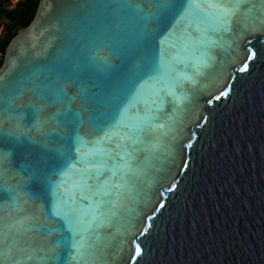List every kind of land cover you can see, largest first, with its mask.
I'll return each mask as SVG.
<instances>
[{
  "label": "water",
  "instance_id": "water-1",
  "mask_svg": "<svg viewBox=\"0 0 264 264\" xmlns=\"http://www.w3.org/2000/svg\"><path fill=\"white\" fill-rule=\"evenodd\" d=\"M0 264H264V0H37L0 61Z\"/></svg>",
  "mask_w": 264,
  "mask_h": 264
},
{
  "label": "trees",
  "instance_id": "trees-1",
  "mask_svg": "<svg viewBox=\"0 0 264 264\" xmlns=\"http://www.w3.org/2000/svg\"><path fill=\"white\" fill-rule=\"evenodd\" d=\"M9 0H0L4 3ZM37 0H16V2L9 7H1L0 14L4 18V39L0 42V49L3 50L8 40L12 37L15 31L25 26L31 19Z\"/></svg>",
  "mask_w": 264,
  "mask_h": 264
},
{
  "label": "built area",
  "instance_id": "built-area-1",
  "mask_svg": "<svg viewBox=\"0 0 264 264\" xmlns=\"http://www.w3.org/2000/svg\"><path fill=\"white\" fill-rule=\"evenodd\" d=\"M14 3L15 2H12V0H9V1L4 2V3L0 2V8L1 7H9L10 8ZM1 18H2L3 22H2V20H0V42L4 39V36H5L4 18L3 17H1ZM2 55H3V50L0 49V61L2 59Z\"/></svg>",
  "mask_w": 264,
  "mask_h": 264
},
{
  "label": "snow or ice",
  "instance_id": "snow-or-ice-1",
  "mask_svg": "<svg viewBox=\"0 0 264 264\" xmlns=\"http://www.w3.org/2000/svg\"><path fill=\"white\" fill-rule=\"evenodd\" d=\"M241 70L243 71L244 69H241ZM221 95H226V93H222ZM140 254H141V249L139 247H137L135 250V256L133 257V259H135V257L139 256Z\"/></svg>",
  "mask_w": 264,
  "mask_h": 264
},
{
  "label": "rangeland",
  "instance_id": "rangeland-1",
  "mask_svg": "<svg viewBox=\"0 0 264 264\" xmlns=\"http://www.w3.org/2000/svg\"><path fill=\"white\" fill-rule=\"evenodd\" d=\"M12 2H15V0H12ZM0 20H2V18H0ZM2 22H3V20H2Z\"/></svg>",
  "mask_w": 264,
  "mask_h": 264
},
{
  "label": "clouds",
  "instance_id": "clouds-1",
  "mask_svg": "<svg viewBox=\"0 0 264 264\" xmlns=\"http://www.w3.org/2000/svg\"><path fill=\"white\" fill-rule=\"evenodd\" d=\"M16 2V1H15ZM2 16H1V14H0V18H1Z\"/></svg>",
  "mask_w": 264,
  "mask_h": 264
}]
</instances>
